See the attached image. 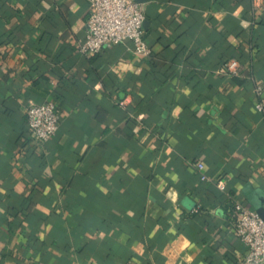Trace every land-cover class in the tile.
I'll use <instances>...</instances> for the list:
<instances>
[{"label":"crops","instance_id":"0c3cea01","mask_svg":"<svg viewBox=\"0 0 264 264\" xmlns=\"http://www.w3.org/2000/svg\"><path fill=\"white\" fill-rule=\"evenodd\" d=\"M142 5L151 57H88V0H0V264H243L227 205L264 207V0ZM30 101L60 107L47 143Z\"/></svg>","mask_w":264,"mask_h":264},{"label":"built area","instance_id":"2783aa9c","mask_svg":"<svg viewBox=\"0 0 264 264\" xmlns=\"http://www.w3.org/2000/svg\"><path fill=\"white\" fill-rule=\"evenodd\" d=\"M90 11L87 20L85 38L79 44V52L92 57L105 47H114L127 41L132 42L137 57H151L152 49L146 39V15L143 5L136 0H88ZM241 63L231 59L226 64L229 74L240 73ZM258 97L256 109L264 114V85L258 83L255 89ZM29 131L34 139L47 143L58 132L61 110L55 101L35 103L30 101L26 107ZM202 181L208 180L203 162L196 164ZM224 189L226 182H218ZM199 211V208L195 210ZM235 219L233 232L235 237L247 247L243 264H264V219L257 210L242 201L234 206Z\"/></svg>","mask_w":264,"mask_h":264},{"label":"water","instance_id":"95a60500","mask_svg":"<svg viewBox=\"0 0 264 264\" xmlns=\"http://www.w3.org/2000/svg\"><path fill=\"white\" fill-rule=\"evenodd\" d=\"M138 3L140 4H145V3H148L150 2L151 0H136ZM148 24V21L145 22V27L147 26ZM258 213L261 215V217L264 219V207H259L257 206V209Z\"/></svg>","mask_w":264,"mask_h":264},{"label":"trees","instance_id":"16d2710c","mask_svg":"<svg viewBox=\"0 0 264 264\" xmlns=\"http://www.w3.org/2000/svg\"><path fill=\"white\" fill-rule=\"evenodd\" d=\"M227 208H230V210H234V205L231 203V205H227Z\"/></svg>","mask_w":264,"mask_h":264}]
</instances>
